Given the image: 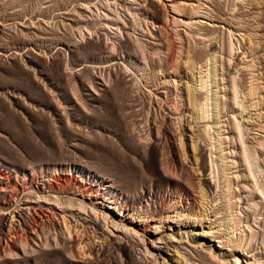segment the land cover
Wrapping results in <instances>:
<instances>
[{"label": "rangeland", "instance_id": "obj_1", "mask_svg": "<svg viewBox=\"0 0 264 264\" xmlns=\"http://www.w3.org/2000/svg\"><path fill=\"white\" fill-rule=\"evenodd\" d=\"M154 259L264 264V0H0V264Z\"/></svg>", "mask_w": 264, "mask_h": 264}, {"label": "bare ground", "instance_id": "obj_2", "mask_svg": "<svg viewBox=\"0 0 264 264\" xmlns=\"http://www.w3.org/2000/svg\"><path fill=\"white\" fill-rule=\"evenodd\" d=\"M172 54H171V56H170V59L172 58ZM190 59V58H189ZM172 60V59H171ZM189 62V61H188ZM190 63H192V62H190ZM194 64V63H193ZM189 66H190V64H189ZM193 66V65H192ZM191 67V66H190ZM192 68V67H191ZM194 68V67H193ZM201 72H199V74H198V77H197V79H196V83H195V85H194V89H198V90H200V89H202L203 87H204V85H205V79H203L202 78V75L200 74ZM206 84H207V82H206ZM193 90V89H192ZM189 94H191V95H189V99H190V103H191V105L192 106H195V107H197L196 105V101H195V98L193 97V93H189ZM247 96H252V92L250 91V93H248L247 94ZM258 100V99H257ZM260 98H259V100H258V102H255L253 105H254V107H258L259 106V104H260ZM234 103H236L239 107H241V109H244L245 107L243 106V105H241L240 103H239V101H237V99H235V102ZM190 105V104H189ZM203 108H200L199 109V111H200V113L203 111L202 110ZM246 109V108H245ZM203 113V112H202ZM202 115L203 114H201V117H202ZM258 115H260V113L258 114ZM260 117V116H259ZM203 119V118H202ZM180 141V140H179ZM178 141V142H179ZM181 143V142H180ZM180 143H178L177 144V149L179 150V152H180V157H181V159H182V161L184 160L183 159V157H184V153L182 152V149H181V146H182V144L180 145ZM194 147V146H193ZM195 148H197V149H199L200 150V148L199 147H194V149ZM199 189V188H198ZM14 196V195H13ZM38 200H40V198L38 197V199H37V201ZM47 199H45V201H46ZM49 200H52V202H55V203H58V206H59V204L61 203H59V199H57V197L55 198V196H54V198H51V199H49ZM44 201V200H43ZM44 201V202H45ZM110 203V208L111 209H114V210H118V208H117V203L118 202H116V203H113L112 201H110L109 202ZM62 204V203H61ZM69 204H71V203H69ZM63 205V204H62ZM69 206V205H68ZM43 207V206H42ZM73 207V206H72ZM41 208V207H40ZM79 208H83L82 206H80L79 205ZM48 209V208H47ZM134 209V208H133ZM93 210V209H92ZM135 210V209H134ZM96 212V211H95ZM96 214V213H95ZM102 217L104 218V220L103 221H105L106 219H109V223H110V225L112 226V228L115 230V231H117V232H120V234H123V235H129V237L130 238H135L136 240H138L140 243H142L143 245H144V247H145V255L146 256H152V252H151V250H149L147 247H146V239L137 231V230H135V229H129V228H127V227H125L124 226V224L123 223H121V222H117V221H115L114 220V218L113 217H111V216H108V215H106L105 217L102 215ZM98 220V219H97ZM13 222V221H12ZM98 223V222H97ZM107 224H108V222H107ZM11 225H12V223H11ZM10 225V226H11ZM65 225H66V230H68L67 229V224L65 223ZM107 227V226H106ZM212 229V227L211 226H209V228L207 229V230H202V234H206V233H211V230ZM113 230V231H114ZM216 238H219V239H222V237H216ZM228 241H230V240H228ZM153 249H155V250H157L156 248H153ZM199 249H203V250H205L204 248H203V246H199ZM202 250V251H203ZM154 251V250H153ZM206 252V251H205ZM167 256H168V253L166 252L165 253ZM176 254V256L178 255V253H175ZM154 255V254H153ZM208 256L211 258V259H213V260H217V258L216 257H214L210 252H208ZM153 257V256H152ZM179 257V256H178ZM154 258V257H153ZM154 262H155V264L157 263V261H156V259H154ZM221 264V263H220Z\"/></svg>", "mask_w": 264, "mask_h": 264}]
</instances>
